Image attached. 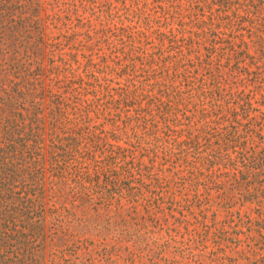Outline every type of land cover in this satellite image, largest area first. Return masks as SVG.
I'll return each mask as SVG.
<instances>
[{"label": "rangeland", "instance_id": "374dc122", "mask_svg": "<svg viewBox=\"0 0 264 264\" xmlns=\"http://www.w3.org/2000/svg\"><path fill=\"white\" fill-rule=\"evenodd\" d=\"M41 3L39 59L77 70L67 74L81 87L71 101L83 139L60 193L46 173L39 263L230 264L251 249L264 233L262 178L236 185L203 159L219 143L233 153L234 135L254 128L261 151L264 106L231 72L235 61L197 43L202 11L188 0ZM48 144L45 135V158Z\"/></svg>", "mask_w": 264, "mask_h": 264}, {"label": "trees", "instance_id": "16d2710c", "mask_svg": "<svg viewBox=\"0 0 264 264\" xmlns=\"http://www.w3.org/2000/svg\"><path fill=\"white\" fill-rule=\"evenodd\" d=\"M188 1L193 9L202 11V19L195 20L199 46L204 44L219 61H235L231 72L237 73L250 94H259L264 106V0ZM178 9L171 5L167 11L181 16ZM41 13V0H0V264H40L46 173L51 178L50 190L60 193L67 159H74L83 139L77 117L83 118V113L71 101L81 91L72 82L77 70L67 62L61 66L54 58L48 68L40 62L44 44ZM208 73L214 77L211 69ZM46 99L45 112L42 105ZM242 106L248 112L252 103ZM260 119L264 123V110ZM256 132L254 128L244 136L235 134L239 146L233 153L227 143H219L217 149L209 147L204 162L211 167L223 165L233 184H253L250 179L262 178L263 185L264 148L259 151ZM45 135L47 158L43 155ZM261 230L251 249L237 251L226 260L230 264H264Z\"/></svg>", "mask_w": 264, "mask_h": 264}]
</instances>
